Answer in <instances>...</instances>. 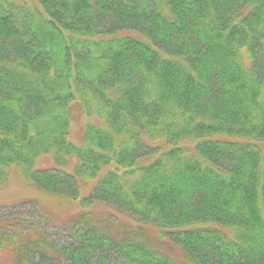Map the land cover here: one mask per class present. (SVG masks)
<instances>
[{"label": "trees", "instance_id": "1", "mask_svg": "<svg viewBox=\"0 0 264 264\" xmlns=\"http://www.w3.org/2000/svg\"><path fill=\"white\" fill-rule=\"evenodd\" d=\"M12 167L113 212L2 204L0 264H264V0H0Z\"/></svg>", "mask_w": 264, "mask_h": 264}, {"label": "rangeland", "instance_id": "2", "mask_svg": "<svg viewBox=\"0 0 264 264\" xmlns=\"http://www.w3.org/2000/svg\"><path fill=\"white\" fill-rule=\"evenodd\" d=\"M88 121L96 122L94 116L88 117L85 113H74V119L72 120L69 131L68 140L76 145H82L84 126ZM51 155H44L36 162L39 167L51 166L52 160ZM75 163L73 159L68 166L65 168L66 171H71L72 165ZM8 174L7 181L0 187V205L10 204L18 200L23 199H34L38 203L39 211L44 215L54 220L57 224L62 223L64 220L74 216L82 209L95 211L99 213L113 212L112 209L103 205H91L85 208H81L76 200H68L66 198L55 197L48 194H44L34 187L29 186L25 183L21 177V172L18 168H6ZM122 220L128 221L125 217L118 215ZM166 247H164L165 251ZM174 259L177 258V252H167ZM8 254L6 252L0 253L1 260H7Z\"/></svg>", "mask_w": 264, "mask_h": 264}]
</instances>
